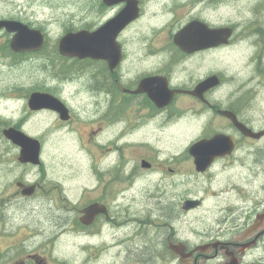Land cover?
Returning <instances> with one entry per match:
<instances>
[{
    "label": "flooded vegetation",
    "instance_id": "flooded-vegetation-1",
    "mask_svg": "<svg viewBox=\"0 0 264 264\" xmlns=\"http://www.w3.org/2000/svg\"><path fill=\"white\" fill-rule=\"evenodd\" d=\"M242 1L246 7L253 5L247 11L251 18L233 20L223 12ZM85 2L84 18L67 24L70 27L63 30L53 53L62 62L57 76L67 78V84L73 81L71 75L84 79L83 91L91 98L92 120L86 125L90 128L81 136L92 158L84 173L88 171L93 180H48L46 172L44 179L30 180L29 171L38 166L21 163L22 149L11 144L12 159L0 161V264H51L53 248L24 254L23 233L16 228L24 212L41 211L47 214L43 224L51 230L45 229L43 244L60 241L58 248H65L63 239H72L84 250L103 254L104 262L108 254L109 264H119L121 256L122 264H264V114L252 112L244 90L243 96L232 95L229 67L224 71L213 67L222 55L254 37L250 61L264 85V0ZM126 9L127 23L117 38L122 46L120 63L60 53L65 35L96 32ZM35 15L36 11L24 18L21 0H0V21L22 23L45 36L42 49L16 52L12 49L16 32L4 27L1 54L43 56L51 33ZM159 17L164 20H152ZM195 21L211 30L230 29L231 34L219 46L185 51L175 38ZM204 37L193 33L187 38L196 44ZM135 38L138 47L127 51L125 42ZM213 77H218V85L201 96L191 93ZM64 90L50 88L44 93L66 105L68 119L56 110L40 112H52L69 124L76 116L62 96ZM182 135H195L191 146L218 141L211 150L201 146L191 153L190 148L181 150ZM95 153L109 162L103 165ZM7 163L11 172L4 167ZM31 186L35 192L25 195V187ZM96 205L102 212L91 216L89 209ZM122 216L134 218L119 224ZM133 223L138 227L130 230ZM57 264L67 262L60 258Z\"/></svg>",
    "mask_w": 264,
    "mask_h": 264
},
{
    "label": "rangeland",
    "instance_id": "rangeland-1",
    "mask_svg": "<svg viewBox=\"0 0 264 264\" xmlns=\"http://www.w3.org/2000/svg\"><path fill=\"white\" fill-rule=\"evenodd\" d=\"M43 1L21 0L23 16L30 17L36 11L35 18L46 26L51 33L48 50L43 56L34 54L26 57H12L0 53V161L6 160L9 162L13 157L10 148L12 143H6L2 135L3 131L5 128L11 127L22 128V131L43 140L45 143L41 154L43 164L29 171L28 179L37 180L39 177L44 179V172H46L48 180H71L72 182H76V180H93L88 171L84 173V168H89L92 158L91 151L89 147L83 144L81 136L90 128L86 125L92 120L89 116L91 98L89 99L88 94L83 91L84 80L77 75L70 76L73 80L70 84H67V78L57 76L56 68L61 62V57L53 53L63 30L70 27L67 24L72 21H81L84 18L87 5L85 0H47L48 2L45 1V3ZM250 6L253 7V5H247L246 7V2L242 1L228 8H223V12H229L233 20L239 18V16L249 19L251 16L247 11ZM149 8L150 4L148 10ZM152 20L163 21L164 18L159 17L157 20ZM220 22H222V18ZM138 40L135 38L130 43L125 42L127 51L134 46L138 47ZM256 40L252 37L239 43L231 49L227 56L222 55L219 62L215 63L213 67L216 70L223 71L226 67L230 68L232 95L240 92L243 96L244 90L248 98V104L252 107V112L259 115L264 114V85L261 84L258 68H255L256 64H252L250 61L254 53L252 44ZM223 58L225 59L223 60ZM63 86L65 87V93L62 96L73 106L76 116L75 121L69 124L63 123L52 112L41 113L39 111V113H34L29 109L28 101L32 93L46 92L50 88H64ZM194 139L195 135H182L181 150L190 148ZM95 154L99 160L103 159V165L109 162L107 159L104 160L101 154ZM109 159H113L112 155ZM4 167H7L10 172L12 171L10 163H7ZM26 170L28 169L21 171ZM1 171L2 165L0 164V174ZM135 196L140 198V194L137 192ZM46 218L45 211H41L39 215L36 213H23V219L17 223L16 228L20 227L23 233L21 245L24 246L22 249L24 254L26 252L39 253L42 248L51 251L53 248L54 260H50L51 264H57L60 258H64L68 264L110 263L111 259L108 254L106 262H104L103 254L96 255V250H83V248L73 244L72 239H63L67 242L64 245L65 248H58L60 241L55 244H53V241L52 243L43 244L46 241L45 229L49 230V227L43 224ZM132 218L134 217L122 216L119 224H122L123 221L125 224H129V219ZM50 221L49 216L47 223L49 224ZM133 225L138 227L137 223H133L129 227L130 230L133 229ZM69 242L71 243L68 245ZM107 252H110V250H107ZM47 254H45V258ZM124 262L125 258L121 256L118 263L122 264Z\"/></svg>",
    "mask_w": 264,
    "mask_h": 264
},
{
    "label": "water",
    "instance_id": "water-1",
    "mask_svg": "<svg viewBox=\"0 0 264 264\" xmlns=\"http://www.w3.org/2000/svg\"><path fill=\"white\" fill-rule=\"evenodd\" d=\"M117 0H105L106 4L113 5ZM119 1V0H118ZM130 9L124 10L117 18L112 19L106 25L96 32L88 33L86 31L69 33L65 35L59 44L60 53L69 58H93V59H107L120 63L122 46L118 43L119 29L127 23V16ZM13 26V27H12ZM6 27L12 32H16V36L12 41V49L16 52L38 51L42 49L45 36L39 30H31L28 26L22 23H11L0 21V29ZM193 33L204 34L206 37L197 41L196 44H191L188 36ZM231 34L230 29H209L205 24L195 21L185 27L175 38L176 43L185 51L194 52L196 50L205 49L209 47H216L224 44L228 35ZM37 36V37H36ZM188 44V45H187ZM191 45V46H189ZM105 51H110L107 53ZM218 85V77H213L208 81L202 83L197 89L191 92L193 95L201 96L207 89ZM28 106L32 111H40L43 109L56 110L62 114L63 119H68V109L66 105L56 97L42 92H34L31 94L28 101ZM164 105H161L163 107ZM229 114V113H227ZM231 115V114H230ZM233 117V115H231ZM234 119H236L234 117ZM245 129H244V128ZM242 130L251 133L245 126L242 125ZM5 137L15 145L21 147V155L19 161L21 163H31L35 166L42 164V144L40 140L26 134L22 130L15 127L8 128L4 131ZM218 138L212 141H203L198 145L191 146L190 151H193L203 146L211 150V146L216 144ZM35 192V187H25L23 193L25 195H32ZM90 215L95 216L102 212V208L98 205L91 207Z\"/></svg>",
    "mask_w": 264,
    "mask_h": 264
},
{
    "label": "bare ground",
    "instance_id": "bare-ground-1",
    "mask_svg": "<svg viewBox=\"0 0 264 264\" xmlns=\"http://www.w3.org/2000/svg\"><path fill=\"white\" fill-rule=\"evenodd\" d=\"M45 1V0H44ZM25 18V17H24ZM42 55V54H41ZM40 55V56H41ZM44 65V64H43ZM54 66V65H53ZM53 69V68H52ZM91 75V74H90ZM94 76V75H93ZM92 77V76H91ZM87 78V77H86ZM81 80V79H80ZM84 80V79H83ZM90 81V80H89ZM97 81V80H96ZM98 82V81H97ZM82 83V82H81ZM100 83V82H99ZM73 84H74V82H73ZM98 84V83H97ZM78 85V84H77ZM85 85V84H84ZM88 85V84H87ZM47 90V89H46ZM52 90V89H51ZM174 118V117H173ZM76 232V231H75ZM84 250V249H83ZM86 252V251H85ZM100 253V252H99ZM66 262V261H65ZM68 264V263H67Z\"/></svg>",
    "mask_w": 264,
    "mask_h": 264
}]
</instances>
